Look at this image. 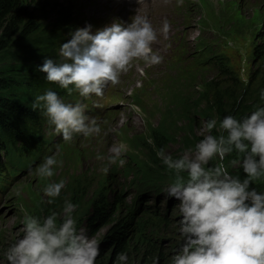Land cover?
Masks as SVG:
<instances>
[{"label": "rangeland", "instance_id": "obj_1", "mask_svg": "<svg viewBox=\"0 0 264 264\" xmlns=\"http://www.w3.org/2000/svg\"><path fill=\"white\" fill-rule=\"evenodd\" d=\"M40 1L43 6L59 2L71 6L77 20L75 29L91 24L95 31L121 19L108 0H27L24 8L32 10ZM188 1L159 0L147 6L146 13L141 15L157 23L153 25L156 30L163 28L165 22L168 24L170 48L185 41L187 45L166 54L168 57H163L159 65L149 67L142 61L134 62L118 84L106 89L103 97L84 100L73 93L65 101L83 103L86 114L100 127L99 134L76 136L65 142L52 131L47 156L55 154L62 162L56 174L51 178L38 177L34 169L43 162L39 160L30 169L31 174L30 170L18 174L0 187V260L7 247L22 236V219L26 214L44 217L53 210L59 212L67 198L83 207L81 210L77 206L75 215L79 226L86 228L100 245L97 264H114L113 229L129 221L130 228L124 229L128 241L124 252L129 256V264H154L157 260L159 264H168L180 243L181 217L178 201L167 199L163 192L174 178L152 163L154 154L149 146L154 143V131L172 129L171 135L167 134L169 139L165 138L164 151L174 158L194 148L207 134L203 127L207 119L193 104L206 97L209 101L202 102L199 109L209 108L215 94L212 90L216 89L222 97L246 96L242 87H251L249 79L256 76L262 65L255 49H264V0ZM176 4L184 20L177 14ZM44 16L52 18L55 12L47 9ZM1 35L2 29L0 39ZM176 123L178 126L173 127ZM110 158L116 162L109 164ZM119 159L125 161L123 166ZM157 159L160 160L159 156ZM224 163L228 164L226 159ZM104 167L109 168L106 173L102 171ZM60 180L65 181V189L61 198L50 205L43 188ZM254 187L264 191V183ZM154 188L159 195L150 193ZM103 202L106 211L112 212L105 224L92 229L88 218ZM135 202L146 209L139 207L131 215Z\"/></svg>", "mask_w": 264, "mask_h": 264}, {"label": "clouds", "instance_id": "obj_2", "mask_svg": "<svg viewBox=\"0 0 264 264\" xmlns=\"http://www.w3.org/2000/svg\"><path fill=\"white\" fill-rule=\"evenodd\" d=\"M168 30L165 22L158 33L138 13L128 22L115 21L95 31L87 24L69 32L59 46V59L45 58L36 71L69 96L103 97L134 62L149 67L162 63L163 56L154 45L160 35L167 37ZM259 96L264 101V89ZM32 108L43 110L49 128L65 142L100 132L83 103L65 102L51 89L37 95ZM203 127L207 134L194 148L175 158L163 149L158 152L174 175L163 192L167 199L178 201L181 217L180 243L168 264H264V191L253 186L264 178V106H256L243 118L228 115L220 121L207 120ZM233 154L240 159H233L232 164L242 167L244 178L233 175L224 164ZM116 155L120 156L119 150ZM115 162L110 158L109 164ZM124 163L119 159L121 166ZM61 165L55 154L49 155L34 171L40 178H51ZM64 189V180L49 182L43 188L47 203L54 204ZM76 210L77 205L64 198L59 212L44 217L26 214L22 236L3 252L0 264H97L100 245L79 226ZM114 264H129L127 253L117 254Z\"/></svg>", "mask_w": 264, "mask_h": 264}, {"label": "trees", "instance_id": "obj_3", "mask_svg": "<svg viewBox=\"0 0 264 264\" xmlns=\"http://www.w3.org/2000/svg\"><path fill=\"white\" fill-rule=\"evenodd\" d=\"M25 2L27 0H0V29H2L0 39V187L7 184L12 177L33 168L39 160H44L51 150L52 130L43 115V110L32 108L36 96L51 89L65 101L70 98L65 90L46 81L44 74L37 72L36 68L45 58L59 59L57 57L59 46L67 41L69 32L75 30L77 23L75 14L71 6L63 2L43 6L40 1L32 10L24 8ZM47 9H53L55 16L45 17L44 13ZM255 52L256 56L260 55L262 65L256 76L249 79V83H252L251 87L243 84L247 86L242 87L246 89L243 94H247L246 96L229 94L228 97H222L217 92L219 89H216L212 90L215 94L211 101L212 106L210 104L209 108L199 109L202 102L209 101L206 97L193 104L201 110L199 112L207 120L215 118L220 121L228 115L243 118L254 111L256 106H264V101H261L259 96L260 90L264 89V49L259 50L257 47ZM253 82H257L256 85ZM177 126L178 123L173 127ZM192 128L193 126H190V130ZM170 130L172 129L164 127L163 131H160L157 128L154 131V143L149 148L154 154L153 165L159 166L168 175L171 173L174 178L172 172L157 159L158 152L166 149L165 138L169 139L167 134L171 135ZM213 134L218 133L214 131ZM233 159L240 158L235 154L227 157L228 164L224 163L225 166L229 167L233 175L244 178L242 167L239 164L234 167ZM262 183L264 178L254 181L253 186ZM150 193L159 195V190L154 188ZM77 206L83 209L79 203ZM105 206L106 202H103L99 207H95L98 209L92 217L88 218V224L92 229L105 224V220L110 216L112 211H106L108 208ZM141 206L146 209L144 205L141 204ZM138 209L135 202L130 214H136ZM130 222L123 226L116 225L113 229L112 244L116 245L115 256L127 249L128 241L124 229L128 231Z\"/></svg>", "mask_w": 264, "mask_h": 264}, {"label": "bare ground", "instance_id": "obj_4", "mask_svg": "<svg viewBox=\"0 0 264 264\" xmlns=\"http://www.w3.org/2000/svg\"><path fill=\"white\" fill-rule=\"evenodd\" d=\"M157 1H159V0H108V3L111 4V6L115 9L116 13H120V15H121L120 21L128 22L130 17L134 16L137 13L139 15L145 14L146 13L145 9L147 8V6H150L153 2L156 3ZM186 1H188V0H186ZM100 6H103V5H100ZM185 8L187 9L188 5H185ZM99 11H100V9H99ZM176 11H177V4H176ZM177 14L179 16H181L182 19H183V15L179 14L178 11H177ZM185 14H186V12H185ZM187 14H189V16H190V12H188ZM150 22L152 23V25H157V23H155L153 20L150 21ZM99 23H100V21H99ZM104 26H105V24H104ZM186 26L184 28V34H185ZM161 29L162 28L158 29L157 32L160 33ZM188 34H189V32L186 34V36ZM186 38H188V37H185V38L182 37V40H184ZM159 45H162V47L159 50H157ZM170 45H171V41H170L169 37L167 36L165 38L163 35H160V38H159L158 42L154 45V49L156 51H158L160 53V55H162L164 58H167L168 56L165 57L166 54L173 53L178 48L182 47L183 45H187V44H186V41H185V44H182V45H179V46H175L173 48H170Z\"/></svg>", "mask_w": 264, "mask_h": 264}]
</instances>
